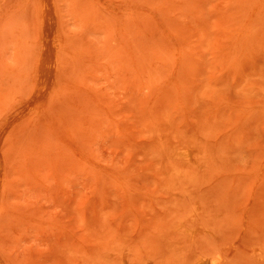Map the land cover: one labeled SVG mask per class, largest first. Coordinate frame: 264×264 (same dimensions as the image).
I'll list each match as a JSON object with an SVG mask.
<instances>
[{"label":"rangeland","instance_id":"1","mask_svg":"<svg viewBox=\"0 0 264 264\" xmlns=\"http://www.w3.org/2000/svg\"><path fill=\"white\" fill-rule=\"evenodd\" d=\"M54 1L53 79L0 0V264H263L264 0Z\"/></svg>","mask_w":264,"mask_h":264},{"label":"bare ground","instance_id":"2","mask_svg":"<svg viewBox=\"0 0 264 264\" xmlns=\"http://www.w3.org/2000/svg\"><path fill=\"white\" fill-rule=\"evenodd\" d=\"M43 1V17H42V25H43V33H44V46H43V49H42V58H46V57H49L50 59H52V61L50 62H45L44 59L41 61V69L43 71H47V75L51 78L54 79V76H55V72H54V65H55V59H56V55H57V52H58V44H57V34H56V30H55V22H56V6H55V1L54 0H42ZM62 47V46H61ZM2 144V143H1ZM1 146V145H0ZM187 146V145H186ZM195 149H191L189 147H182V148H178L176 149L172 154H174L176 157L178 158H181V159H184V160H187V161H194L195 160V153L194 152ZM198 153V152H197ZM198 156V155H197ZM5 160H4V157L3 155L0 153V179L2 178L4 172H5ZM0 185H1V182H0ZM1 188V187H0ZM1 195H2V192L0 191V201H1ZM198 208H200L198 206ZM198 213V211H196ZM199 214V213H198ZM190 216V215H189ZM188 216V217H189ZM189 220V219H187ZM195 221L196 218H195ZM200 221H202L200 219ZM196 222L195 225L198 223L200 224L199 222ZM190 222V221H189ZM191 222L193 223L192 219H191ZM188 223V222H187ZM197 224V225H198ZM205 224V220H204V223L203 225L201 224L200 228H195V229H192L191 230V234L192 233H196L197 232H200V233H207V234H212V232L209 231L208 227L207 226H210L209 225V222H207V226L204 225ZM189 225V224H188ZM192 225V224H191ZM192 227V226H191ZM178 230L179 231H187L189 230L188 227H187V224L185 223H181L179 226H178ZM216 233V231L214 232ZM264 234V233H263ZM262 234V235H263ZM192 235H195V234H192ZM199 236V235H198ZM208 236V235H207ZM205 237V236H204ZM209 239H210V236H208ZM219 237V236H217ZM197 238H200V237H197ZM256 238V237H255ZM212 239V238H211ZM210 239V240H211ZM202 240V239H200ZM206 240V239H205ZM215 240V239H214ZM189 241V240H188ZM213 241V240H211ZM183 242V241H182ZM262 242V241H261ZM264 242V241H263ZM259 243V242H258ZM182 244V243H181ZM193 243L191 242V245ZM207 244V243H206ZM256 245V244H255ZM258 245V244H257ZM208 246V245H207ZM252 246V245H251ZM174 247V246H173ZM180 247V246H179ZM183 246H181L182 248ZM193 247V246H192ZM190 247V249L192 248ZM184 248V247H183ZM253 248V247H252ZM185 249V248H184ZM183 250V249H182ZM181 251V256H184L186 252H182ZM214 250V249H212ZM192 251V250H191ZM193 251H194V248H193ZM251 251H254L253 253V256L260 260V261H263L264 262V245H261V246H254L253 250L251 249ZM187 252H190L187 251ZM196 252V251H195ZM191 255H192V252H190ZM194 253V252H193ZM219 254V253H218ZM221 255V254H220ZM252 255V253H251ZM219 256V255H218ZM185 257V256H184ZM196 257H198L196 255ZM203 257V256H202ZM202 257H198L196 259V261L194 262V264H222L225 260L224 258L225 257H218V258H215V259H210V258H202ZM3 258H1L2 260ZM195 260V259H194ZM3 261V260H2ZM225 263V262H224ZM144 264V263H143ZM189 264V263H188ZM193 264V263H192ZM258 264V263H257ZM261 264V262L259 263ZM264 264V263H263Z\"/></svg>","mask_w":264,"mask_h":264}]
</instances>
